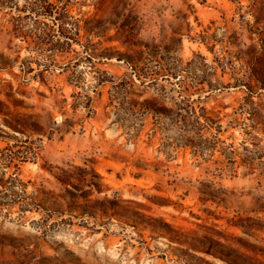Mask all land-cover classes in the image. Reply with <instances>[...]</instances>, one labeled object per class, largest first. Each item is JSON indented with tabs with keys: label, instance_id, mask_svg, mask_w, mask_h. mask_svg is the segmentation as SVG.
<instances>
[{
	"label": "rangeland",
	"instance_id": "1",
	"mask_svg": "<svg viewBox=\"0 0 264 264\" xmlns=\"http://www.w3.org/2000/svg\"><path fill=\"white\" fill-rule=\"evenodd\" d=\"M27 1L0 0V264H264V157L221 173L264 156V0H51L81 30ZM190 107L211 161L161 129Z\"/></svg>",
	"mask_w": 264,
	"mask_h": 264
},
{
	"label": "trees",
	"instance_id": "2",
	"mask_svg": "<svg viewBox=\"0 0 264 264\" xmlns=\"http://www.w3.org/2000/svg\"><path fill=\"white\" fill-rule=\"evenodd\" d=\"M27 8L32 9L34 13L38 16H42L45 18H54L62 24L72 25L74 28H79L75 21H73V16L70 14L69 10H62L59 12V5L55 1L51 0H34L32 2L27 1ZM49 35V32L46 33V36ZM74 42H79V33H74ZM134 68V66H132ZM139 79L142 78V74L135 72ZM180 72L174 71L170 74L174 79L180 80ZM142 106L146 110L150 108L144 103ZM203 112L199 113L194 107H190L188 110V115L186 117L182 116L181 112L177 110H171L169 113H166V116L176 117L173 119L168 125L167 128L161 127V129L168 131H177L179 132L177 139H180V143L183 147H189L194 150V156L202 157L204 161H211L215 158L216 153L218 151L219 145L224 143L222 141L220 134L222 133L221 125L217 123L219 120L213 118L208 110L204 107L202 108ZM157 113V112H156ZM177 114V115H176ZM165 126V125H164ZM210 134V137H206V140L203 141V138L206 134ZM233 148V145L227 146L226 149L229 152L226 154L227 158L231 162L230 168H222V174H237V163L239 159L242 164H253L256 163V160L263 158L259 151L250 148L249 146H245V152H240L238 149H230ZM10 161L15 160V158L10 157ZM22 183V180L15 176L13 177L12 185L14 187H19Z\"/></svg>",
	"mask_w": 264,
	"mask_h": 264
}]
</instances>
